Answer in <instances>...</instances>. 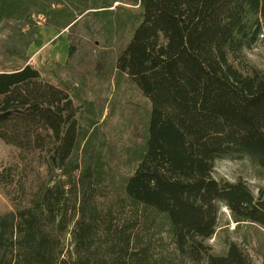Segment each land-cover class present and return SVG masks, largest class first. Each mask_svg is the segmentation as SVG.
<instances>
[{
    "label": "trees",
    "instance_id": "trees-1",
    "mask_svg": "<svg viewBox=\"0 0 264 264\" xmlns=\"http://www.w3.org/2000/svg\"><path fill=\"white\" fill-rule=\"evenodd\" d=\"M108 1L0 0V145L10 151L0 192L12 205L0 213V264H251L236 243L218 256L207 240L222 206L264 229V188L254 197L213 176L222 159L264 168V72L245 56L264 44V0L136 2L115 61L146 102L145 152L128 174L131 139L115 134L97 173L93 134L80 146L89 106L27 56L37 18L69 29L92 11L112 28Z\"/></svg>",
    "mask_w": 264,
    "mask_h": 264
},
{
    "label": "rangeland",
    "instance_id": "rangeland-1",
    "mask_svg": "<svg viewBox=\"0 0 264 264\" xmlns=\"http://www.w3.org/2000/svg\"><path fill=\"white\" fill-rule=\"evenodd\" d=\"M137 1H108L110 7L107 10L112 11L111 17L115 16L112 28L104 16H95L92 11L78 17L76 24L69 29L53 27L39 17L36 19L35 43L27 50L28 63L43 70L45 80H54L65 89L75 91L77 97L89 106L82 115L80 146L92 133L97 173L109 162L106 148L115 134L119 138L131 139V146L127 145L122 154L126 161V165L120 163L123 174H128L145 152L142 109L146 102L127 77L115 69L116 57L137 22L140 12ZM5 32L6 29L2 28L0 39L4 38ZM70 46L74 53L68 58ZM245 56L252 66L264 72L262 42L246 50ZM9 152L0 145V167L8 160ZM213 176L231 184L243 182L254 197L259 188H264V168L254 164L250 157L216 161ZM11 206L8 198L0 192V213L12 210ZM230 242L249 255L251 264H264V229L250 222H234L230 211L222 206L215 232L207 244L212 254L223 256ZM69 243L70 236L67 235L64 246L68 248Z\"/></svg>",
    "mask_w": 264,
    "mask_h": 264
}]
</instances>
